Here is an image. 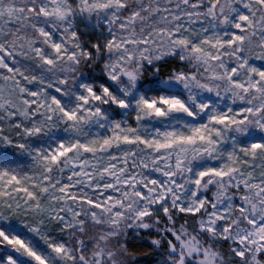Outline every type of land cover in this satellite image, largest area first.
Instances as JSON below:
<instances>
[{"label": "snow or ice", "instance_id": "obj_1", "mask_svg": "<svg viewBox=\"0 0 264 264\" xmlns=\"http://www.w3.org/2000/svg\"><path fill=\"white\" fill-rule=\"evenodd\" d=\"M0 264H264V0H0Z\"/></svg>", "mask_w": 264, "mask_h": 264}]
</instances>
